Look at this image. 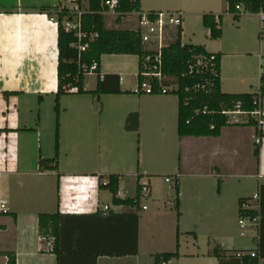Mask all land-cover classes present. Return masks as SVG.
<instances>
[{
  "label": "crops",
  "instance_id": "0c3cea01",
  "mask_svg": "<svg viewBox=\"0 0 264 264\" xmlns=\"http://www.w3.org/2000/svg\"><path fill=\"white\" fill-rule=\"evenodd\" d=\"M140 3L143 13L183 12L188 5L186 0H140ZM59 4V0H0V264L8 263L7 254L15 255L17 264L59 263L52 252L53 241L47 242L40 235L42 214H60L61 226H67L69 233L70 227L80 226L77 238L67 240L64 249L66 253L74 251L78 257L62 264H155L156 255L174 253L179 257L169 264H220L213 256L215 249L224 251L223 264H239L231 256L257 251L260 228L241 237L239 217L240 202L257 193L260 210L261 206L264 208V190L260 193L264 186V137L256 145L255 127L229 125L219 137L181 138L178 97L145 96L138 107L119 118L107 117L103 125L104 118H100L96 136L91 139L85 134L90 117L81 111L69 112L65 117L68 127L64 142L62 135L59 137L58 171L39 172L42 154L36 167L32 166L30 158H35L36 148L32 140L40 136L42 125L40 113H34L25 103L38 99L41 106L58 91L59 26L52 18ZM205 7L197 14L202 19L206 14L219 16L222 10L217 0H210ZM227 10L226 5L224 14L231 15L233 23L226 30L223 16L221 39L211 40L208 30L210 40L195 46H203L208 53L220 56L223 94L260 93L264 76V23L256 14L235 18ZM116 26L119 29L115 30H132L124 28V18ZM182 32L183 38V27ZM103 58L98 73L105 93L98 100L102 96L133 93L122 89L125 83L122 76L110 88L111 78L102 71ZM115 91L122 93H109ZM5 93L18 95L6 100ZM261 109L264 114V102ZM131 114L139 116L137 132L126 130ZM134 137L141 148L146 144L171 155L167 176L179 181L180 217L175 209L174 186L170 209L168 202L164 204L163 211L169 214L166 225L157 224L155 211L148 208L114 206L112 194L100 189L109 176L116 175L118 198L126 200L136 197L139 184H149L150 199L157 206L160 196L153 182L157 175L142 169L141 160L132 171L137 177L136 195L127 197L123 167L95 161L88 153H77L81 147L119 148ZM257 147L259 156L255 157ZM1 203L7 213L1 209ZM105 207L109 211L105 212ZM140 211L153 221L149 238H141ZM134 216L138 217V223ZM136 226L137 253L130 255L135 251ZM244 238H251L254 246L245 245ZM108 253L127 255L108 257L105 255ZM95 255L98 257L94 260ZM260 264H264V259Z\"/></svg>",
  "mask_w": 264,
  "mask_h": 264
},
{
  "label": "trees",
  "instance_id": "16d2710c",
  "mask_svg": "<svg viewBox=\"0 0 264 264\" xmlns=\"http://www.w3.org/2000/svg\"><path fill=\"white\" fill-rule=\"evenodd\" d=\"M228 7L227 13L235 15V18L241 17L236 11V5L244 3L251 8L253 14H257L261 9L264 10V0H225ZM141 8L140 0H119L117 13L119 16L116 20L120 23L122 18L133 13H139ZM103 8L101 0H90V13L84 15V29L91 33H98L99 38L90 44L89 49L82 54L81 59L78 58L77 51L71 47L76 42V39L71 35L63 32L59 27L58 35V91L55 96V112H56V155L53 159L40 158L38 162L39 172L44 173L47 171H58L59 159V117H60V99L61 97L71 94L69 90L76 88L78 91L74 94L86 95L95 94L100 96L105 92L102 89V80L98 74L97 90L94 92H87L84 89V79L86 74L82 71V66L86 65L91 67L97 65L100 67L101 58L105 55H118V56H136L139 59V69L142 59L148 54L142 50L141 39L138 32L134 30H115L108 29L106 26V17L103 15ZM203 25L210 32L211 40H219L222 37V21L223 16H216L214 14H206L203 16ZM182 29H178L176 40L163 51V71L168 76L178 77L180 83V90L174 94L179 99V115H178V134L179 137H219L221 130L229 126L227 119L222 115L223 111L233 109L237 103H242L247 111H254L257 107L254 105L255 99L259 93L255 94H242V95H229L223 94L221 91V63L220 56L218 57L217 72L218 77L215 79V86L211 93H187L185 88L197 82L202 81L206 77V73L196 74L183 78L182 75L189 72V65L194 62L195 58L202 55H208L205 47L195 45L182 46ZM112 94H121L120 91L109 92ZM260 93L264 96V76L261 78ZM17 93H5L4 97L8 100L11 96H17ZM207 108V113L203 111ZM249 127H257L255 122H251ZM139 127L138 114H131L127 120L126 130L137 132ZM213 127V129H212ZM7 131V130H5ZM2 133V131H0ZM264 135L262 136V138ZM259 156V147L255 150V157ZM179 181L175 185L176 189V204L175 209L178 217L179 212ZM100 189L108 190L113 196V205L116 207H129L131 209H141L140 191L141 185L137 186V195L133 199L122 200L118 198L119 192V177L116 175L109 176L107 182L100 186ZM264 190V186L260 188V193ZM246 200L240 202V206ZM251 215L255 217L256 212L245 213L241 210L240 215ZM260 236L257 241L258 250L256 256L252 257L250 254H244L242 257L231 256L232 259L239 264H260L264 259V208L261 206L260 210ZM60 214H42L39 216V230L42 239L49 242L52 240V252L57 255L59 263L62 264L65 260L70 258H77L78 255L73 253L64 252L66 241L73 240L77 237L79 227L61 226ZM136 223L138 217L134 216ZM75 227V229H74ZM137 233L138 226H136V245L135 251L130 255L137 253ZM80 234V232L78 233ZM80 239V238H79ZM108 257H123L127 254L108 253ZM213 256L219 259L220 264H223L225 257L224 251L215 249ZM7 264H17V258L13 254H7ZM97 255L93 258L97 259ZM178 253L174 254H161L155 256V264H163L172 259L178 258Z\"/></svg>",
  "mask_w": 264,
  "mask_h": 264
},
{
  "label": "rangeland",
  "instance_id": "374dc122",
  "mask_svg": "<svg viewBox=\"0 0 264 264\" xmlns=\"http://www.w3.org/2000/svg\"><path fill=\"white\" fill-rule=\"evenodd\" d=\"M87 1V0H86ZM210 0H186L187 8L183 10L184 14V37L182 38V42L188 45H197L202 44L205 41H209L210 37L208 30L204 27L202 16L197 15L202 11V9H206L205 5ZM216 1V0H214ZM221 6L222 10L219 15L226 16L224 20V27L229 29L232 26L233 18L231 15L224 14V9L226 5H224L225 0H217ZM134 15H127L123 17L125 19L126 26L124 28L136 30L138 25V20ZM106 23L109 29H114L116 26V20L118 16L106 15ZM131 30V31H132ZM104 61L105 67L103 68V72L107 73L108 77L111 78L110 88L115 87L114 84L118 83V78L122 76L125 80L122 89H129L135 92L137 89V76L139 73L138 67V57L136 56H104L102 62ZM97 82H98V74H87L84 79V85L87 92H94L97 90ZM147 95H136L134 93H126L125 95H107L102 96L101 101L98 100V96L95 94H87V95H77V94H69L65 95L62 98V102L60 101V117H59V134L60 138L62 135V142H64V138L66 134V129L68 127V122L65 119L67 113H71L73 111H81L86 114L89 118V127L86 129V136L90 139L96 136V132L98 130V126L100 125V118L103 119V123L107 117L119 118L123 113L127 111H132L135 107H138L140 104V99L145 98ZM164 96V95H161ZM171 97H177L175 95H168ZM148 97V96H147ZM264 102V99H263ZM38 106V99L28 101L25 103V106L28 109L32 110L34 113H40L42 131L40 136L36 137L32 140V142L36 143L35 148V158L31 159L33 163L32 166L36 167L38 162L39 154H42L44 159H51L56 154V112H55V97H48L44 104H40ZM112 114V115H111ZM37 117V116H36ZM255 137H257L255 135ZM132 139V137H130ZM261 138L262 137H258ZM127 141L124 143V146H120L122 148H111L108 150L105 148H99L97 146L86 148H78L77 153L83 154L88 153L90 157L97 161L98 159L103 162H109V164L113 166H121L124 170L125 175V195L127 197H134L136 195V186H137V177L134 176L135 169L138 168V164L140 160L142 162V169H148L152 174L157 176L154 178V186L156 190L159 192L160 198H158L159 202L156 204L152 199H143L141 201V207L146 206L150 211H155L156 219L155 222L157 224L166 225L168 224L169 214L165 211L164 204L165 202L169 203L167 209H170L172 196H174V185L166 184L165 179L169 178L167 175L170 171V159L171 155H166L170 153L164 152V150H156L154 147L150 148L148 145L141 146L138 144L137 137L131 141ZM60 140V139H59ZM133 142V143H132ZM110 149V150H109ZM122 149V150H121ZM65 157H63V160ZM176 160V158H175ZM118 169V168H116ZM143 170V171H144ZM160 211V212H158ZM140 215L143 216L141 220V238H149L151 237L150 231L152 220L147 217V213L140 211ZM243 243L245 245L254 246L251 238H244Z\"/></svg>",
  "mask_w": 264,
  "mask_h": 264
},
{
  "label": "built area",
  "instance_id": "2783aa9c",
  "mask_svg": "<svg viewBox=\"0 0 264 264\" xmlns=\"http://www.w3.org/2000/svg\"><path fill=\"white\" fill-rule=\"evenodd\" d=\"M59 6L53 11L54 17L52 20L61 27L63 32L71 34L76 42L71 45L78 53L79 60L85 53L91 43L99 38L98 33H91L84 29V15L90 13V0H59ZM119 0H101L103 14L119 16L117 7ZM236 11L240 16L253 14L251 8L240 3L236 5ZM136 14L138 19V28L134 31L138 32L141 39L142 50L148 55L141 61V66L138 73L137 89L133 92L136 95H174L180 90L178 77L168 76L163 71V51L167 49L171 43L177 38L178 29H182L184 23V14L182 11H158V12H139ZM260 21L264 23V10L261 9L256 14ZM183 32L181 33V36ZM182 46L184 44L182 43ZM207 52V51H206ZM218 57L216 54L209 53L195 58L194 62L189 65V72L182 75L183 78L195 76L196 74L206 73V77L191 86H187V93L209 94L215 86V79L218 77L217 72ZM82 71L87 74L97 73L99 68L97 65L88 67L82 66ZM76 88L69 90L70 93H76ZM264 96L261 93L254 101L257 107L250 112L244 109L242 103L234 105L233 109L222 112L226 117L227 123L232 126H247L251 122H255L257 127L256 145L261 144V138L264 135V114L262 112ZM207 113V108L203 111ZM213 129V127H212ZM166 183L178 184L177 178H167ZM151 189L149 184H142L140 191V201L150 199ZM1 209L7 213L5 204L1 203ZM143 210L147 207L143 206ZM243 212H256L257 215H240L239 228L241 237H247L250 231H257L260 228V194H255L251 199L246 200L241 205ZM109 211L105 207V212ZM257 239V238H256ZM259 239V238H258ZM257 239V240H258ZM243 253H238L237 257H242ZM255 257V253L250 254ZM163 264H167L164 262Z\"/></svg>",
  "mask_w": 264,
  "mask_h": 264
}]
</instances>
